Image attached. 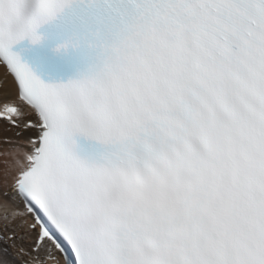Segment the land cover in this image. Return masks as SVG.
Listing matches in <instances>:
<instances>
[{
	"label": "snow or ice",
	"instance_id": "obj_1",
	"mask_svg": "<svg viewBox=\"0 0 264 264\" xmlns=\"http://www.w3.org/2000/svg\"><path fill=\"white\" fill-rule=\"evenodd\" d=\"M0 69L37 264H264V0H0Z\"/></svg>",
	"mask_w": 264,
	"mask_h": 264
},
{
	"label": "bare ground",
	"instance_id": "obj_2",
	"mask_svg": "<svg viewBox=\"0 0 264 264\" xmlns=\"http://www.w3.org/2000/svg\"><path fill=\"white\" fill-rule=\"evenodd\" d=\"M10 88L11 80L6 81L3 70L0 69V107L3 103L4 90ZM22 119L19 120L20 124L17 127L0 119V233L5 236V239L0 238V264H23L24 254L31 250L35 243L33 230L24 223L26 217L13 219L9 212V219L7 221L4 219V193L11 194V175L18 149L24 147L28 137L33 134L23 128ZM10 233H14L15 236L10 238Z\"/></svg>",
	"mask_w": 264,
	"mask_h": 264
},
{
	"label": "rangeland",
	"instance_id": "obj_3",
	"mask_svg": "<svg viewBox=\"0 0 264 264\" xmlns=\"http://www.w3.org/2000/svg\"><path fill=\"white\" fill-rule=\"evenodd\" d=\"M11 234H13V233H10V234H9V237H10Z\"/></svg>",
	"mask_w": 264,
	"mask_h": 264
}]
</instances>
